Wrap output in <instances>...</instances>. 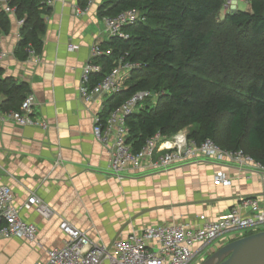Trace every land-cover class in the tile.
<instances>
[{
  "label": "crops",
  "instance_id": "crops-1",
  "mask_svg": "<svg viewBox=\"0 0 264 264\" xmlns=\"http://www.w3.org/2000/svg\"><path fill=\"white\" fill-rule=\"evenodd\" d=\"M80 1L49 0L52 14L38 58L15 56L24 21L16 12L7 14L6 29L0 25L2 79L27 83L28 95L36 99L35 117L49 124L47 129L17 125L1 109L7 96L0 92V186L12 189L16 207L34 194L54 212L45 219L34 209L22 211L37 226V241L0 237V264L46 262L48 250L65 244L63 221L112 247L145 226H200L202 218L216 220L243 198L264 195V171L231 163L193 161L167 172H132L124 180L109 174L112 146L94 135L96 117L104 116L109 97L86 102L80 87L91 50L96 45L104 51L110 37L98 15L101 0L86 8ZM217 173H224L231 185L216 184Z\"/></svg>",
  "mask_w": 264,
  "mask_h": 264
},
{
  "label": "trees",
  "instance_id": "trees-1",
  "mask_svg": "<svg viewBox=\"0 0 264 264\" xmlns=\"http://www.w3.org/2000/svg\"><path fill=\"white\" fill-rule=\"evenodd\" d=\"M49 0H10L19 20H24L15 56L24 61L30 51L41 53L52 14ZM89 0H81L82 8ZM225 0H101L100 18L117 17L137 10L142 19L123 31L127 38L112 37L102 45L109 55L94 60L102 71L92 77V85L103 81L122 64L138 65L125 77L123 89L109 96L103 118L141 91L158 95L156 104H146L127 119L128 143L134 153L158 133L173 137L183 130L197 143L214 140L227 151H244L264 166V48L251 51L239 42L234 45L250 69L245 84L225 88L219 77L228 72L231 59L208 22L220 13ZM251 11L228 13L225 22L242 35L249 33L251 44L264 38V0H250ZM7 14L0 12L6 29ZM249 43V46L251 45ZM30 87L2 79L0 92L7 100L5 112L19 111ZM255 233H250L252 235Z\"/></svg>",
  "mask_w": 264,
  "mask_h": 264
},
{
  "label": "built area",
  "instance_id": "built-area-1",
  "mask_svg": "<svg viewBox=\"0 0 264 264\" xmlns=\"http://www.w3.org/2000/svg\"><path fill=\"white\" fill-rule=\"evenodd\" d=\"M99 0H89L88 6ZM239 0H227L224 8L228 13L238 9ZM51 2L48 1L50 5ZM0 12L14 14L16 9L10 0H0ZM137 10H129L117 17H105L109 37L127 38L123 28L134 25L141 20ZM21 26L24 21H20ZM71 46L70 50H76ZM38 55L34 50L30 56ZM109 52L94 46L91 57L86 64L80 87V95L86 102L96 97H109L123 89L124 79L138 65L122 64L99 84L92 85V77L102 68L94 60ZM158 95L151 91H141L131 96L122 105L114 109L108 117L97 115L94 124L95 137L104 144H111V161L109 174L124 180L132 172L147 171L167 172L193 161H206L214 164L231 163L240 168L264 171V166L256 162L244 151H227L214 140L207 139L197 143L183 130L173 137L158 133L147 140L138 153H134L128 143L130 129L127 119L140 111L150 101H157ZM36 99L29 94L19 111L5 113L19 126H34L47 129V121L36 118L34 107ZM216 184L229 186L231 181L224 173H217ZM14 194L10 187L0 186V237L17 238L35 243L38 228L22 217V211L34 209L45 219H51L54 212L42 199L31 195L28 201L16 207ZM66 236L62 248L47 251V261L38 264H202L218 249L217 241H235L250 233L264 231V195L256 198H243L239 204L216 220L202 218L200 226L187 223H169L145 226L133 232L128 238L117 241L112 247L100 245L89 235L68 221L60 224Z\"/></svg>",
  "mask_w": 264,
  "mask_h": 264
},
{
  "label": "rangeland",
  "instance_id": "rangeland-1",
  "mask_svg": "<svg viewBox=\"0 0 264 264\" xmlns=\"http://www.w3.org/2000/svg\"><path fill=\"white\" fill-rule=\"evenodd\" d=\"M227 0H225L226 5ZM250 0H239L238 2V9L239 11L247 12L251 11V5L249 4ZM228 10H226L224 7L220 11L218 15L215 16V18L211 19L208 24L205 26L206 30H214L217 33V36L219 40L223 43L225 46L226 52L229 54V49H231V59L227 60L228 65V72L226 75L219 77V82L221 85H223L225 88L228 89H237L239 90L240 86L242 84H245L250 74V69H248V64L246 60H244V56L237 52V48L234 46L239 42L243 48H250V50L253 52L256 49L264 48V38H260V42L262 44L253 45L251 44V36L249 33H246V35H242L241 31L234 30L225 22V17L228 14ZM249 43L251 44L249 46ZM149 104H156V101H150ZM119 218L117 215H111L110 219ZM100 241L98 244L102 245L104 243H101ZM207 260V259H206ZM205 260V261H206ZM204 263V262H203ZM202 263V264H203Z\"/></svg>",
  "mask_w": 264,
  "mask_h": 264
},
{
  "label": "water",
  "instance_id": "water-1",
  "mask_svg": "<svg viewBox=\"0 0 264 264\" xmlns=\"http://www.w3.org/2000/svg\"><path fill=\"white\" fill-rule=\"evenodd\" d=\"M203 264H264V231L226 244Z\"/></svg>",
  "mask_w": 264,
  "mask_h": 264
}]
</instances>
